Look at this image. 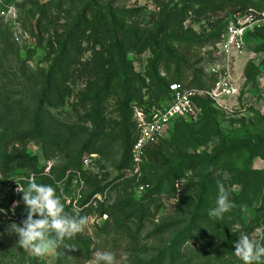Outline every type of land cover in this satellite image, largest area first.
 <instances>
[{
	"label": "rangeland",
	"instance_id": "1",
	"mask_svg": "<svg viewBox=\"0 0 264 264\" xmlns=\"http://www.w3.org/2000/svg\"><path fill=\"white\" fill-rule=\"evenodd\" d=\"M235 7L228 0H0V117L12 121L0 127L4 245L17 238L7 226L26 217L13 185L33 177L56 189L65 211L89 218L40 257L45 264H95L98 251L113 252L117 264H171L163 258L171 251L179 254L172 264H241L233 242L264 226V40L249 38L233 61L237 94L206 97L208 112L169 127L146 147L140 176L125 162L141 116L160 108L168 82L214 87V35ZM76 178L85 183L84 203L95 191H107L106 200L72 211L65 198ZM218 184L235 203L219 221L208 216Z\"/></svg>",
	"mask_w": 264,
	"mask_h": 264
},
{
	"label": "built area",
	"instance_id": "2",
	"mask_svg": "<svg viewBox=\"0 0 264 264\" xmlns=\"http://www.w3.org/2000/svg\"><path fill=\"white\" fill-rule=\"evenodd\" d=\"M258 6L250 7L244 11L230 14L225 21V27L215 44L219 62L213 63L210 72L217 81L210 90L201 88H188L182 83L172 82L169 85V95L166 96L160 108L147 116H141L138 137L131 149V172L140 176L145 158L146 147L155 142L169 127L178 121L196 120L201 114L198 100L210 97L217 100L219 97H231L238 93L237 85L232 81V63L243 53L244 46L252 34L260 31L264 34V0H254ZM91 159L86 158L83 164L88 167ZM51 165L47 168V171ZM71 171H68V176ZM75 191L71 197H66V204L74 212H80L87 207H97L98 202L103 203L107 191L95 193L87 203H84L85 183L81 179H74ZM14 190L17 184L13 185ZM145 186L138 184L135 194L140 195ZM18 193L16 192V195ZM16 202V201H15ZM103 218H107L104 214Z\"/></svg>",
	"mask_w": 264,
	"mask_h": 264
},
{
	"label": "clouds",
	"instance_id": "3",
	"mask_svg": "<svg viewBox=\"0 0 264 264\" xmlns=\"http://www.w3.org/2000/svg\"><path fill=\"white\" fill-rule=\"evenodd\" d=\"M15 191L22 194L26 217L20 223L9 224L5 231L17 237V246L36 257L53 252L88 224L87 216L65 211V204L52 185L36 183L29 177L27 186L17 183ZM18 203H13V209ZM234 207L229 193L218 184L215 206L208 211L209 218L222 220ZM3 214L6 210L0 208V215ZM233 244V255L241 264H264V226L257 227L252 234L241 232ZM94 259L95 264H117V257L111 251H98Z\"/></svg>",
	"mask_w": 264,
	"mask_h": 264
},
{
	"label": "trees",
	"instance_id": "4",
	"mask_svg": "<svg viewBox=\"0 0 264 264\" xmlns=\"http://www.w3.org/2000/svg\"><path fill=\"white\" fill-rule=\"evenodd\" d=\"M235 1V8L234 10H232L222 21H219L217 26V31L214 35V40H213V44L215 45L219 38H220V34L222 33L224 27H225V21H226V18L232 14V13H235L237 11H244V10H247L248 8L250 7H255V6H258V4L254 1V0H228V2H233ZM107 18V17H106ZM109 18V17H108ZM166 19V18H165ZM109 22L111 24H115L113 25V27H116V23L115 21L113 20V18L110 16L109 18ZM165 21H163L164 23ZM254 36H258L261 40H264V34L260 31L254 33L251 35V37L249 38H252ZM114 38H116V40L118 39L119 37V33L118 32H114ZM248 38V39H249ZM136 39V38H135ZM248 41V40H247ZM138 42H141L140 39L138 40ZM116 49V59H117V62L119 64L120 67L123 66V57L120 53V49L118 47H115ZM172 82H176V83H182L184 84L186 87L188 88H194V87H201V88H204V86H201L199 85V83H196L195 81H192L190 83H187V82H182L181 80H172L170 82H168L165 86V91H164V97L163 99L169 95V85L170 83ZM44 102V103H43ZM47 102L44 94H40V106L42 107V109L45 110V103ZM198 106L201 108V114H204L206 113V111L208 112V110H210V107H207L206 105V101H205V98H201L198 100ZM11 119H4L2 117H0V127H1V123H11ZM190 121H178L176 122L173 126H178V125H181V124H185V123H188ZM137 137H138V132L134 131L132 133V136L130 138V142H129V145H128V148L126 149L125 151V162L128 161L129 165H131V149L133 147V144L135 143V141L137 140ZM146 152V150H145ZM44 155L47 159H53V156L52 154H48L46 151H44ZM77 156L73 159H69V160H66L64 162V165H63V168L61 170V174H65V172L69 169H71L73 167V164L78 161L77 160ZM58 161H56L54 164L56 166ZM54 166V167H55ZM53 168V167H52ZM206 170H210V167L206 168ZM88 178L90 180H94L95 178V175H93L92 173H88ZM203 188V191L206 192L205 190V186L202 187ZM98 191H95L94 193H97ZM149 197V194L146 195V199ZM147 208V211L150 212V209L148 207ZM98 209V208H96ZM20 210V209H19ZM197 216V215H196ZM195 216V217H196ZM198 218L196 217L195 220H197ZM0 220H1V216H0ZM20 223V221H19ZM192 225L193 227H196V224L194 225V222L192 221ZM0 236H2V234L0 233ZM3 239V237H2ZM2 239L0 238V264H45L42 259L40 257H30L25 251L24 249L20 248L19 246H17V238L16 239H13L12 242H10V244L8 243L7 245H4V241H2ZM175 253V254H174ZM177 252H169V254L165 255L163 258L164 260L166 259H169L170 260V263H174L177 259ZM179 255V254H178ZM168 256V258H167Z\"/></svg>",
	"mask_w": 264,
	"mask_h": 264
}]
</instances>
